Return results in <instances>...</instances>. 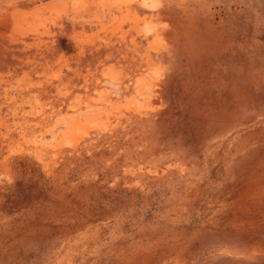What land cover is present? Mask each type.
Segmentation results:
<instances>
[{
  "label": "rangeland",
  "instance_id": "374dc122",
  "mask_svg": "<svg viewBox=\"0 0 264 264\" xmlns=\"http://www.w3.org/2000/svg\"><path fill=\"white\" fill-rule=\"evenodd\" d=\"M0 264H264V0H0Z\"/></svg>",
  "mask_w": 264,
  "mask_h": 264
}]
</instances>
